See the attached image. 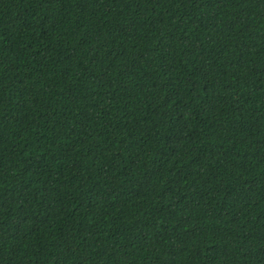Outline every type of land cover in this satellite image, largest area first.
I'll use <instances>...</instances> for the list:
<instances>
[{
    "label": "trees",
    "instance_id": "obj_1",
    "mask_svg": "<svg viewBox=\"0 0 264 264\" xmlns=\"http://www.w3.org/2000/svg\"><path fill=\"white\" fill-rule=\"evenodd\" d=\"M0 264H264V0H0Z\"/></svg>",
    "mask_w": 264,
    "mask_h": 264
}]
</instances>
